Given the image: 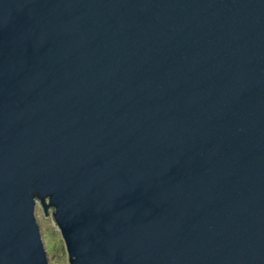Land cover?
<instances>
[{
	"label": "water",
	"instance_id": "95a60500",
	"mask_svg": "<svg viewBox=\"0 0 264 264\" xmlns=\"http://www.w3.org/2000/svg\"><path fill=\"white\" fill-rule=\"evenodd\" d=\"M264 264V0H0V264Z\"/></svg>",
	"mask_w": 264,
	"mask_h": 264
},
{
	"label": "rangeland",
	"instance_id": "374dc122",
	"mask_svg": "<svg viewBox=\"0 0 264 264\" xmlns=\"http://www.w3.org/2000/svg\"><path fill=\"white\" fill-rule=\"evenodd\" d=\"M36 215L41 226L50 263L70 264L65 242L53 217L51 215L46 216L39 203L37 204Z\"/></svg>",
	"mask_w": 264,
	"mask_h": 264
}]
</instances>
